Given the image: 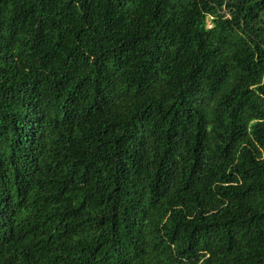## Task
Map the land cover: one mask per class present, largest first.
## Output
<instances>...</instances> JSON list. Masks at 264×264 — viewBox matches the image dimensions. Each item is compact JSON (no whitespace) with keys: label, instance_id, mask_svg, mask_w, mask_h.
<instances>
[{"label":"trees","instance_id":"trees-1","mask_svg":"<svg viewBox=\"0 0 264 264\" xmlns=\"http://www.w3.org/2000/svg\"><path fill=\"white\" fill-rule=\"evenodd\" d=\"M0 264H264V0H0Z\"/></svg>","mask_w":264,"mask_h":264},{"label":"rangeland","instance_id":"rangeland-1","mask_svg":"<svg viewBox=\"0 0 264 264\" xmlns=\"http://www.w3.org/2000/svg\"><path fill=\"white\" fill-rule=\"evenodd\" d=\"M207 24H208V27H211L213 25L211 17H208Z\"/></svg>","mask_w":264,"mask_h":264}]
</instances>
